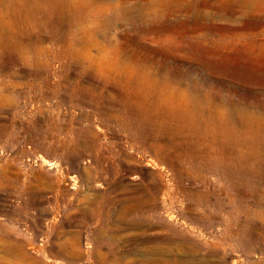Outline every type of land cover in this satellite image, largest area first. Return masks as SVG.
I'll return each instance as SVG.
<instances>
[{"label": "rangeland", "instance_id": "obj_1", "mask_svg": "<svg viewBox=\"0 0 264 264\" xmlns=\"http://www.w3.org/2000/svg\"><path fill=\"white\" fill-rule=\"evenodd\" d=\"M31 2L45 5L29 19L41 41L19 49L3 44H15L30 21L12 12L17 0H0L9 39L0 47V242H23L33 264H100L99 253L103 264H142L148 247L168 251L148 256L159 264H264V208L248 198L249 206L230 207L218 175L204 172L201 182L195 172L173 173L163 156L180 113L171 106L201 105L205 118L230 116L241 141L233 151L254 163L241 132L259 131L264 143V0ZM171 175L205 189L207 206L175 190L147 198L142 210L122 209ZM251 180L264 193V179ZM206 211L209 224L194 220ZM237 214L241 227H253L251 239L225 231ZM166 240L175 243H158ZM129 242L137 243L132 255ZM74 243L80 258L58 252Z\"/></svg>", "mask_w": 264, "mask_h": 264}, {"label": "bare ground", "instance_id": "obj_2", "mask_svg": "<svg viewBox=\"0 0 264 264\" xmlns=\"http://www.w3.org/2000/svg\"><path fill=\"white\" fill-rule=\"evenodd\" d=\"M13 4L15 5L14 2H13ZM43 6H45V5L44 4L43 5L36 4L34 2H31V0H17L15 12L14 11H12V12L14 14L15 13H19V14L24 13V15H26V19L29 20L30 16L32 15L31 12L41 13L39 11L41 9H43ZM47 7L49 9L48 12H52V13L57 12V10L55 8L51 7V5H49L48 2H47ZM44 8L46 9V7H44ZM61 11H63V10L61 9ZM1 13L3 14V12H1ZM43 18L47 19V16H43ZM32 22L30 21L26 24V21H25L24 25H22V27H19L20 29L16 33L17 41L15 42V44H10L11 41H9V39L6 35L7 33L5 32L6 33L5 34L3 31L4 29L2 30L0 28V47L2 46L3 42H5L4 40H8L9 42H7V43L5 42L6 44H3V45L9 46L10 48H11L10 45H13L16 47L18 46L19 49L21 48L20 46H24V44H25V46H29V45L34 46V44L40 42L41 37H39V34H35V37L32 40L33 33L30 32V29L32 27H36L39 29V27H40V26L38 27L36 23L32 24ZM43 24H44L45 28H47V20H44ZM1 27H2V25H1ZM9 33H10V31H9ZM13 33H15V32H13ZM10 35H11V33H10ZM51 40H53V39H51ZM3 49H5V48H3ZM195 104H197V101H196V103H194V105ZM184 105H187V104H184ZM201 107H202L201 105H198V109L196 107L195 110L185 109L183 111H182V109L179 108L178 105H175L174 107L171 106V108H170L171 111L174 110V111L180 112L178 116L176 115V117H175L176 121H174L175 125H173V127H175L176 131L170 132V133H167V131H166L167 137L165 138V150L163 149L165 151V154L163 155L164 160H166L167 162L169 161V163L171 165V167H169V168H172L171 172L178 173L181 175H182V173L188 175V173L190 171H191V173L195 172L194 175L196 174L197 178L201 182H205L206 177L204 176V172L214 173V174L218 175V177L223 181V184L225 186L224 187L225 188L224 192L226 194L225 196H227L226 199H228L230 201V207L234 208L236 206L239 208V206H242V207H244L245 205L249 206L248 204H244V200H246L248 198V199L253 200L254 205H259L260 207L264 208V202H261L257 199L259 192H261V195L262 194L264 195L263 190L261 189V185H260L262 182H258L256 180L255 181L251 180V178H263L264 179V163L262 164V160H264V143H263L262 138H261L262 133L259 131L241 132V133L245 134L242 138L243 142L248 143L249 145L253 144L252 147L256 150L255 155H253V156L248 155L249 156L248 159L254 157V159H255V160H253L254 163L251 166H249L250 162L248 163L249 165L243 164L242 163L243 162V159H242L243 155L241 154V152L240 151L234 152L236 150L234 149V151H233V148H232L234 145L238 146L241 143V141L238 138L239 132L232 125V119L230 118V116L229 117L227 116L226 120H224L221 116H218V115H216V116L214 115L213 117L207 116L205 118V116H203V114H202L203 107L202 108ZM172 114L174 117V113H172ZM219 120H221L223 122H219ZM215 122L217 123V125H215L216 124ZM168 123H169V121H168ZM199 124L202 125L201 130L198 127ZM165 130H167V129H165ZM163 131H164V129H163ZM89 151H91V150H89ZM7 174L8 173L6 172V176H7ZM242 177H245L248 179L247 186H245V187H243V185L242 186L240 185V180ZM162 179L163 178H160L158 182H155L156 183L155 185H152L149 187L150 190L144 191L143 193L139 194V196H133V197L128 196L127 199L125 198L126 203H124V204L126 207L122 204L124 206L122 209L126 211L128 209H132L131 208L132 206H135L139 210H142L145 207V202H146L145 200L147 198L156 199L157 198L156 194H159V193H164L169 197V195L171 193H174L175 190L176 191L178 190L179 192H181L182 195L185 198H187L188 200L191 199L192 202L193 201L194 202L199 201L200 203L202 200L205 207L207 206L208 199H207V194L204 191L205 189L202 190L200 187H199V189H192V188H190L191 186H185L182 183V178L180 176H176V175L172 179H170L171 182H169L168 184L163 183ZM0 182H3V181H0ZM189 184H191V183H189ZM209 193H210V190H209ZM221 193H222V191H221ZM121 198H124V197H121ZM242 200H243V202H242ZM129 201H130V203H129ZM117 202H119V201H117ZM199 202H197V203H199ZM193 204L194 203H192V205ZM190 206L191 205H189V207ZM190 210H191V208H190ZM213 217L214 216L212 213L206 211L205 213H197L194 220L198 221L202 224H207V223L209 224ZM240 221H239L238 214L235 216L233 215L232 218L224 221L225 222V231L230 235V237H234V238H237V239L242 240V241L245 239H251V238H249V235H250L249 229L253 228V227L248 226L249 222L247 221L246 222V228H243V227H241L242 225H241ZM259 230H256V231H259ZM262 234H263L262 236H264V233H262ZM0 238H2V237H0ZM262 239H263V237H262ZM5 241L6 240L4 239V242L3 241L0 242V264H17L16 261L20 260V259H22L23 262L25 260H28L29 264H33L36 262V259L29 257V255H27V253L25 252V249L23 247L24 246L23 242H15V241L5 242ZM129 241H131V240H129ZM138 243H140V244H145V243L153 244L155 242H138ZM158 243H162L164 245L169 246L175 242H173V241L170 242V241L166 240L165 242H158ZM136 244H137L136 242H129V248H127L126 252H125L126 255H128V254L132 255L135 253V251H137L134 249ZM100 246H101V243L97 242V248H99ZM133 246H134V248H133ZM184 246H186V245L184 244ZM77 247L78 246L76 243H74L73 246L71 245L70 248H68L65 244H62V245H59L58 252L62 253L64 255H68L71 258H80V251L78 249L79 247L78 248ZM182 247L179 249L180 252H182L181 251ZM171 248L174 249V247H171ZM183 250H185V249H183ZM162 251L165 252L167 250L161 249L159 247H150V248L148 247L147 249L142 251V253L146 256V258H143L141 263L142 264H157L158 263L157 259H155V260L154 259H148V256L153 255V254H157V253H161ZM172 251H174V250H172ZM172 253H174V252H172ZM121 254H123V253H121ZM174 254H176V253H174ZM118 255H120V254H118ZM162 255H163V253H162ZM113 256H114V258H117V257H115L114 254H113ZM136 256H138V255H136ZM174 256H173V258H176ZM106 257L107 256L99 253V257L97 259L100 262V264H103L105 262V260L108 259ZM166 258L169 259L168 255ZM173 258H171V259H173ZM188 259H189V257H188ZM159 260H161V259H159ZM191 260H193V259L191 258ZM175 261H177V259ZM127 262H128V260H127ZM171 262H172V260H171ZM26 263H27V261H26ZM172 263L175 264L174 262H172Z\"/></svg>", "mask_w": 264, "mask_h": 264}]
</instances>
